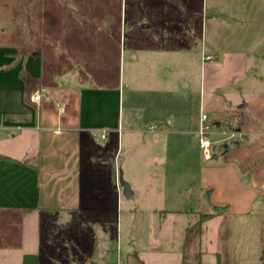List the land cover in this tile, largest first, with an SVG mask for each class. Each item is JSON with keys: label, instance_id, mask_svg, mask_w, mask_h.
Masks as SVG:
<instances>
[{"label": "crops", "instance_id": "0c3cea01", "mask_svg": "<svg viewBox=\"0 0 264 264\" xmlns=\"http://www.w3.org/2000/svg\"><path fill=\"white\" fill-rule=\"evenodd\" d=\"M125 1L43 0L58 26L34 30L40 48L31 25L23 46L0 43V264H264V74L249 71L264 63V0H153L150 35L133 46ZM161 14L185 19V34L200 29L202 45L165 47ZM133 62L155 91L128 112L121 84ZM173 82L186 99L178 114L158 103L178 95ZM203 111L217 143L230 129L245 139L201 158ZM124 198L143 212L113 221ZM125 223L138 230L116 260L83 231Z\"/></svg>", "mask_w": 264, "mask_h": 264}, {"label": "rangeland", "instance_id": "374dc122", "mask_svg": "<svg viewBox=\"0 0 264 264\" xmlns=\"http://www.w3.org/2000/svg\"><path fill=\"white\" fill-rule=\"evenodd\" d=\"M125 1V0H124ZM207 1V0H206ZM211 0H208L210 2ZM253 1V0H251ZM126 6H127V18L128 23L126 27L128 28V43L133 46L137 45L141 41V36H143L142 41L145 39L147 41V37L150 34H144L143 29L144 28H153V21L146 25L143 23L148 17L151 16L153 19V12L156 9L157 10V2L153 0H126ZM214 3V2H213ZM252 3V2H251ZM45 8H43V0H0V31L5 30V34L0 35V43L10 44L17 42L20 45H24L26 42V28H28L31 25L32 31H38L42 28L43 24L45 22H49L50 26L57 28L58 19L54 15V7H49V5L46 7V13L43 12ZM156 18V22L159 24L156 27V32L161 36L162 38V44L166 47V44H173V42L177 43V46L180 48H189L190 46L194 47L195 50H197L203 43V38L200 33V29H198L192 36L190 34H185V19L180 17H167L163 14L158 15ZM176 28V31H174ZM34 31V32H35ZM56 33H58L56 31ZM151 33V32H150ZM208 37L210 36L209 30H207ZM39 35V34H38ZM152 37L155 36L153 33H151ZM36 32L31 35V39L33 40V46H38L40 48L41 46V40L40 38L36 37ZM188 36L186 39L185 37ZM53 36L51 35L50 38ZM157 37V34H156ZM177 38V39H176ZM175 39V40H174ZM157 41H161L157 40ZM191 43V45H189ZM38 51V50H36ZM35 51V52H36ZM180 58V55H178ZM180 59L178 62V67L181 68ZM134 67L131 68V70L125 74L124 81H122V88L124 89V100L122 105L124 106L125 111H130L133 107H135L136 111L138 110L139 106H142L143 97L149 96L147 100L153 104V93L155 91L154 83H149L146 81H141L140 76L138 74V67L139 65L137 62H133ZM251 64L249 66L250 74L256 75V74H264V63H262L259 60H256V58L251 60ZM172 89L177 90L178 95H174L170 98L169 92L163 91L162 94H160V99L158 100V103L162 105L163 109L165 106L172 107L170 110H172L173 113H177L181 106L185 107L184 100L181 97L182 90L180 89V85L178 83H172ZM162 89L167 88L165 83L162 84ZM146 92L147 94H145ZM173 95V94H171ZM181 105V106H180ZM152 106V105H151ZM139 119V116L136 118L135 122L137 123ZM216 136H211V140L217 144L222 145L223 143H217ZM230 143V142H229ZM222 148H220L216 154L221 156L222 154ZM200 156H202V152L200 151ZM121 160L123 161V157H121ZM125 168L127 170L136 171L138 169V166L131 165V167H128V165H125ZM128 174V171H127ZM133 199H127L124 198V204L122 206V209L120 208L116 213H114L113 221H130L129 218H126V214H128L130 211L132 214L140 215L143 211L138 210L134 206ZM131 209V210H130ZM198 210V209H197ZM121 211V212H120ZM118 214L122 217L120 220H118ZM138 230V229H137ZM132 230L128 227H126L123 224L122 228L117 229L116 228H107L105 230L101 228H95V224L93 228H90L88 230L83 229L84 232H88V234L98 235L100 236L99 240L102 242H108L111 244V252H110V258L113 260L117 258L121 246L123 244L124 248L129 247L126 246L127 243L131 242L132 238L134 237V234L137 231ZM105 240V241H104Z\"/></svg>", "mask_w": 264, "mask_h": 264}, {"label": "built area", "instance_id": "2783aa9c", "mask_svg": "<svg viewBox=\"0 0 264 264\" xmlns=\"http://www.w3.org/2000/svg\"><path fill=\"white\" fill-rule=\"evenodd\" d=\"M207 60L214 59L215 56L210 54V55H205L204 57ZM43 96L42 94H36L35 98L36 99H41ZM45 98V96H44ZM219 126V125H218ZM156 125H151L149 128L150 129H156ZM217 128V124L215 121H210L209 120V115L206 112H202L201 115V124L198 129V134H199V145L200 149L202 152V156L205 160H211L214 157L215 151L213 149L215 143L211 140V135L213 133V129ZM106 130L102 131H95L94 136L96 137L97 140H103L106 138ZM229 133V138L232 139V141H238L241 142L245 139V135L243 132L235 130V129H230L228 131Z\"/></svg>", "mask_w": 264, "mask_h": 264}, {"label": "water", "instance_id": "95a60500", "mask_svg": "<svg viewBox=\"0 0 264 264\" xmlns=\"http://www.w3.org/2000/svg\"><path fill=\"white\" fill-rule=\"evenodd\" d=\"M236 145H239V142L238 141H231L230 143H225V144H222V145H217L215 144L213 149L215 151V154H214V157L217 156L216 152L220 149V148H223L225 151H228L232 146H236ZM121 185L123 186V193L126 197H131L132 194H133V191L131 189V186L130 184L123 180V178H121ZM214 209L215 210H223V207H220V206H214Z\"/></svg>", "mask_w": 264, "mask_h": 264}, {"label": "trees", "instance_id": "16d2710c", "mask_svg": "<svg viewBox=\"0 0 264 264\" xmlns=\"http://www.w3.org/2000/svg\"><path fill=\"white\" fill-rule=\"evenodd\" d=\"M167 1H168V4H171L173 2V0H167ZM207 216H208V214H203L201 221H203ZM201 264H203V263H201Z\"/></svg>", "mask_w": 264, "mask_h": 264}]
</instances>
